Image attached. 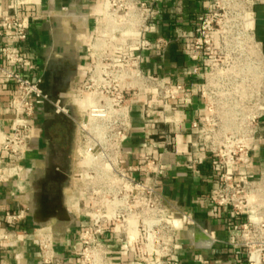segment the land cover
Here are the masks:
<instances>
[{
	"label": "built area",
	"instance_id": "built-area-1",
	"mask_svg": "<svg viewBox=\"0 0 264 264\" xmlns=\"http://www.w3.org/2000/svg\"><path fill=\"white\" fill-rule=\"evenodd\" d=\"M162 1L98 0L80 38L69 96L52 99L43 77L27 73L32 60L21 46L41 0H9V10L0 16L6 40L0 80L13 84L15 92L10 129L0 130V188L9 181L20 187L27 173L24 161L40 131V111L51 107L80 129L72 178L78 197L73 209L81 223L71 256L62 259L51 228L29 225L27 207H0V247L31 236L40 264H176L183 253L199 263L209 261L183 247L182 231L194 224L192 212L173 208L163 193L159 146L171 144L169 136L183 130L174 110L189 93L183 83L166 81L150 66L175 41L157 32ZM255 3L206 0L186 47L194 63L189 74L201 76L204 101L190 122L186 166L195 171L208 165L204 200L215 217H224L230 233L225 248L237 264H264V158L259 155L264 44L254 28ZM136 103L145 107V117L157 113L163 127L157 128L158 140H147L128 162L124 142Z\"/></svg>",
	"mask_w": 264,
	"mask_h": 264
},
{
	"label": "crops",
	"instance_id": "crops-1",
	"mask_svg": "<svg viewBox=\"0 0 264 264\" xmlns=\"http://www.w3.org/2000/svg\"><path fill=\"white\" fill-rule=\"evenodd\" d=\"M206 0H163L161 4V16L157 26V32L168 39H174L173 43L165 51L164 57L158 62L151 63L156 73L168 82L183 83L189 93V99L181 101L174 110V117L181 122L183 130L170 135L171 144L159 146L164 165L163 193L167 202L175 209H184L192 212L194 224L182 231L183 247L201 252L209 258L207 263H199L190 260L187 254L181 255L176 264H237L232 253L225 248V242L230 237L223 216L215 217L208 204L204 200L207 184L202 181L209 174L208 165L203 164L197 170L192 171L186 166V158L189 144L192 140L190 122L194 120L202 107L203 100L199 96V88L202 83L201 76L189 74L193 62L189 60L186 52L190 42L194 25L199 21ZM254 28L257 37L264 44V0H255ZM98 0H41L36 10V18L30 22V33L21 46L23 51L32 60V66L28 70L31 77L42 76L43 86L47 92L48 66L51 62L62 63L71 61V37L65 32L63 24L69 26V22H81L83 29L76 36L74 57L76 66L80 52V38L90 27L91 10L97 7ZM9 10V0H0V16ZM44 14L40 16V14ZM69 29V27H67ZM80 36V37H79ZM61 38V39H58ZM6 44L2 36V23L0 21V48ZM0 54V64H4ZM74 71L67 79V87L59 96H69L68 82L73 80ZM72 82V81H71ZM15 87L9 82L0 80V130L8 132L12 119L10 100L14 95ZM46 106L40 111L38 126L40 131L28 152L24 165L27 173L20 180L19 188L14 182H8L0 188V207L16 208L25 206L28 208L29 225L48 226L51 228L57 247V255L60 258L70 257L71 249L75 243V232L81 223L80 217L73 209V204L78 197L73 192L74 181L70 176L63 215L59 213L42 214V209L32 204L37 194L35 175L39 166L46 161V150L50 137L42 131V121L49 114ZM143 106L136 103L131 108L132 130L125 140L124 147L127 151L128 162L137 158L136 150L145 144L147 140H158L157 128H162L160 118L155 112L145 117ZM151 134L146 131V124ZM161 140V139H160ZM264 158V147L259 152ZM56 171L63 172L61 166L54 165ZM15 190V196L10 194ZM46 192H44L45 194ZM126 260V257H122ZM0 264H40L39 252L31 236L18 240L12 247H0Z\"/></svg>",
	"mask_w": 264,
	"mask_h": 264
},
{
	"label": "rangeland",
	"instance_id": "rangeland-1",
	"mask_svg": "<svg viewBox=\"0 0 264 264\" xmlns=\"http://www.w3.org/2000/svg\"><path fill=\"white\" fill-rule=\"evenodd\" d=\"M68 25L69 26L63 24L62 27L64 28L63 30L67 32L71 37V43L69 46H71L72 49L70 56L73 59L75 46H77L78 44L76 36L78 37V35L81 33L83 25L80 21L76 23L69 22ZM67 27H69V29ZM49 108L51 109V107ZM53 116L54 113L52 111L49 112V114H47L48 120L52 119ZM65 120L67 122H71V120L66 117ZM43 130L46 133L45 135L50 137V140L48 142V149L46 150L47 159L42 163L43 165L39 166V170H37V173L34 177L36 182L37 194L35 195V199L32 200V204H35L36 208L42 209L44 192L58 189L61 196V210L59 214L63 215V213L65 212L63 206L69 187L70 176H72L76 171L80 129L75 123L74 125L72 124L71 136L67 147L62 145L61 141L62 138L66 136V132L60 126L52 124L46 126L45 128H43ZM55 164L61 166L63 172H65V175L55 170Z\"/></svg>",
	"mask_w": 264,
	"mask_h": 264
},
{
	"label": "flooded vegetation",
	"instance_id": "flooded-vegetation-1",
	"mask_svg": "<svg viewBox=\"0 0 264 264\" xmlns=\"http://www.w3.org/2000/svg\"><path fill=\"white\" fill-rule=\"evenodd\" d=\"M76 66V59L73 58L71 61L62 62V63H54L51 62L48 66V79L46 82L47 93L52 99H55L59 93L64 92L67 87V79L74 71ZM51 112L52 110L49 109ZM53 112V111H52ZM67 118V117H66ZM69 119V118H68ZM72 122V123H71ZM67 122L65 117L60 115L53 116L52 119L48 120V118L42 121V131L46 126L56 124L60 126L65 132L66 136L62 138V145L68 146L69 139L71 136V126L74 125V122ZM45 133V132H44ZM43 206H42V214H51V213H59L61 210V196L58 189H53L51 191H47L44 195Z\"/></svg>",
	"mask_w": 264,
	"mask_h": 264
},
{
	"label": "water",
	"instance_id": "water-1",
	"mask_svg": "<svg viewBox=\"0 0 264 264\" xmlns=\"http://www.w3.org/2000/svg\"><path fill=\"white\" fill-rule=\"evenodd\" d=\"M71 81H72V80H69V82H68V89H69V87H70ZM57 97H61V96L58 95ZM57 97H56V98H57Z\"/></svg>",
	"mask_w": 264,
	"mask_h": 264
}]
</instances>
